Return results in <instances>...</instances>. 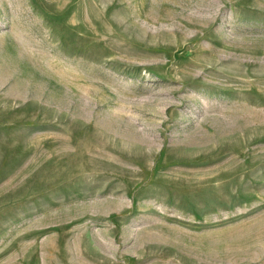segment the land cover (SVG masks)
Masks as SVG:
<instances>
[{"label":"rangeland","instance_id":"1","mask_svg":"<svg viewBox=\"0 0 264 264\" xmlns=\"http://www.w3.org/2000/svg\"><path fill=\"white\" fill-rule=\"evenodd\" d=\"M0 264H264V0H0Z\"/></svg>","mask_w":264,"mask_h":264}]
</instances>
